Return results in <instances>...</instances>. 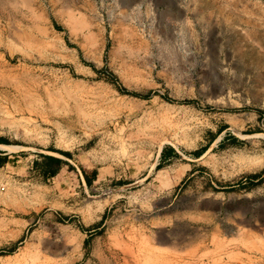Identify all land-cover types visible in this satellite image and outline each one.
Here are the masks:
<instances>
[{
	"label": "rangeland",
	"instance_id": "374dc122",
	"mask_svg": "<svg viewBox=\"0 0 264 264\" xmlns=\"http://www.w3.org/2000/svg\"><path fill=\"white\" fill-rule=\"evenodd\" d=\"M0 137V264H264V0H0Z\"/></svg>",
	"mask_w": 264,
	"mask_h": 264
},
{
	"label": "trees",
	"instance_id": "16d2710c",
	"mask_svg": "<svg viewBox=\"0 0 264 264\" xmlns=\"http://www.w3.org/2000/svg\"><path fill=\"white\" fill-rule=\"evenodd\" d=\"M90 66H92L95 71H98V70H96V68H94V66L92 64H90ZM118 90L122 93L134 95V96H137L140 98H145V99L149 98L150 93L153 92V91H149V92H147V94H140V93H136L134 91H130V90H128L125 87L120 86V85L118 86ZM213 138H214V135L211 136L212 140H213ZM231 139H233L234 141L237 140V138L235 136H231ZM0 143L1 144H8L9 142L6 138L0 137ZM165 149H167V151L169 152V155H171L173 158L179 157L178 152L175 151V149L170 147V146L164 147L161 151V154L163 153V151ZM55 151L63 154L64 156H67V157L71 156V153L68 151H62V150H55ZM201 152H202V150H198V151H195L194 153L199 156L201 154ZM39 155L42 158V166H41L40 170L42 171L44 176L53 177L54 175L57 174L61 164L67 163L63 159L49 155V154L40 153ZM7 160H8L7 154H5L4 151H0V163H4ZM34 163L38 164L37 160H35ZM160 165H161V163L157 164L156 167L159 168ZM82 175H83V178H84V181L86 182V184L88 186H90L92 181L96 179L97 172L94 169L90 170V171H86L83 169ZM3 253H4V250L0 249V255H2Z\"/></svg>",
	"mask_w": 264,
	"mask_h": 264
},
{
	"label": "crops",
	"instance_id": "0c3cea01",
	"mask_svg": "<svg viewBox=\"0 0 264 264\" xmlns=\"http://www.w3.org/2000/svg\"><path fill=\"white\" fill-rule=\"evenodd\" d=\"M173 148V147H172ZM175 149V148H174ZM161 151H162V149H161ZM161 151H160V153L158 154V158H157V162L155 163L156 165L157 164H159V163H161V164H163V163H165V162H168V161H170L171 159H173V157L171 156V155H169V152L167 151V149H165L164 151H163V153L161 154ZM175 151H177L176 149H175ZM178 152V151H177ZM179 154V153H178ZM50 155V154H49ZM94 181V180H93ZM92 181V182H93Z\"/></svg>",
	"mask_w": 264,
	"mask_h": 264
},
{
	"label": "water",
	"instance_id": "95a60500",
	"mask_svg": "<svg viewBox=\"0 0 264 264\" xmlns=\"http://www.w3.org/2000/svg\"><path fill=\"white\" fill-rule=\"evenodd\" d=\"M50 155L55 156V155H53V154H50ZM55 157L61 158L60 156H55Z\"/></svg>",
	"mask_w": 264,
	"mask_h": 264
},
{
	"label": "bare ground",
	"instance_id": "6f19581e",
	"mask_svg": "<svg viewBox=\"0 0 264 264\" xmlns=\"http://www.w3.org/2000/svg\"><path fill=\"white\" fill-rule=\"evenodd\" d=\"M162 262V261H161ZM203 264V263H202Z\"/></svg>",
	"mask_w": 264,
	"mask_h": 264
}]
</instances>
